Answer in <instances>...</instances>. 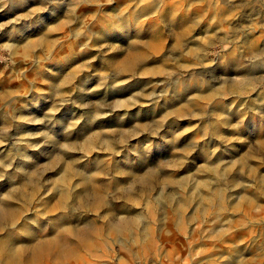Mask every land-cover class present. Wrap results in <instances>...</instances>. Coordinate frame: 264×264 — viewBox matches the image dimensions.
<instances>
[{
    "label": "rangeland",
    "instance_id": "obj_1",
    "mask_svg": "<svg viewBox=\"0 0 264 264\" xmlns=\"http://www.w3.org/2000/svg\"><path fill=\"white\" fill-rule=\"evenodd\" d=\"M0 264H264V0H0Z\"/></svg>",
    "mask_w": 264,
    "mask_h": 264
}]
</instances>
